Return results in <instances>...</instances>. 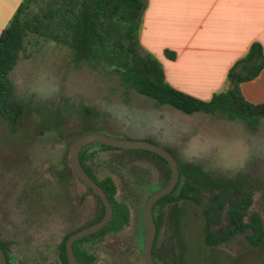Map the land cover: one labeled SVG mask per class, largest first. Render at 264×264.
<instances>
[{
	"label": "rangeland",
	"instance_id": "rangeland-1",
	"mask_svg": "<svg viewBox=\"0 0 264 264\" xmlns=\"http://www.w3.org/2000/svg\"><path fill=\"white\" fill-rule=\"evenodd\" d=\"M13 14H0V32ZM9 79L14 98L25 108L15 131L0 115V240L13 264H61L58 251L65 235L96 217L99 202L69 164L70 148L82 133L145 140L183 163L199 165L233 194H240L241 185L252 195L248 214L258 213L264 228V117L249 130L238 119L158 105L123 87L115 74L74 66L66 46L44 37L26 41ZM86 154L85 164L96 178L112 176L129 218L119 231L82 247L95 256L94 264H145L142 202L169 181L170 172L147 151L91 146ZM209 196L205 190L199 204L164 206L161 258L167 264H264V240L253 246L248 232L216 246L205 244L203 208ZM227 225L223 210L220 224L212 228L219 232Z\"/></svg>",
	"mask_w": 264,
	"mask_h": 264
},
{
	"label": "trees",
	"instance_id": "trees-1",
	"mask_svg": "<svg viewBox=\"0 0 264 264\" xmlns=\"http://www.w3.org/2000/svg\"><path fill=\"white\" fill-rule=\"evenodd\" d=\"M147 2L148 0H22L8 26L0 32V115L8 120L11 130L15 131L21 124L25 108L14 98L9 72L17 63L26 41L38 37L66 46L74 66H86L93 71L115 74L123 87L151 98L158 105H169L185 114L202 112L229 120L238 119L249 130H255L260 119L264 117V102H248L242 95L240 84L255 78L264 66L262 44L258 41L252 42L246 53L232 64L226 75L228 86L224 90L213 93L207 100L197 98L171 86L165 79L160 61L141 44L140 31ZM163 52L172 60L176 56L175 52L168 49ZM91 146L116 151H146L91 143L79 152L81 165L106 193L113 214L104 228L73 243L76 264L95 262V256L82 247L83 242L108 231H119L129 218L128 205L117 198V186L112 176L106 174L98 179L85 164L86 152ZM152 154L170 172L167 162ZM175 159L179 167L178 182L170 193L157 200L152 207L156 226L152 246L155 263L167 264L158 252V235L163 222L164 206L187 200L199 204L205 190L210 192L208 202L203 208L205 244L216 246L228 242L237 234L248 232L247 241L253 246L260 245L264 240L263 222L258 213L248 214L252 202L251 192L240 185V194H233L226 183L213 178L199 165L183 163L176 157ZM184 178L186 181L182 183ZM85 187L94 194L100 205L96 217L89 223L92 224L103 216L104 206L98 196ZM132 187L134 191L137 190L134 185ZM150 194L146 193L142 206ZM223 210L226 211L228 225L215 232L212 227L220 224ZM247 215L248 220H245ZM80 228L67 233L60 243L58 254L61 264H67L66 238ZM0 246L6 255L7 264H13L2 240Z\"/></svg>",
	"mask_w": 264,
	"mask_h": 264
},
{
	"label": "crops",
	"instance_id": "crops-1",
	"mask_svg": "<svg viewBox=\"0 0 264 264\" xmlns=\"http://www.w3.org/2000/svg\"><path fill=\"white\" fill-rule=\"evenodd\" d=\"M21 1L0 0V14L14 13ZM254 41L264 52V0H148L140 31L141 44L160 61L166 81L204 100L228 86L229 68ZM240 88L248 102L263 103L264 66Z\"/></svg>",
	"mask_w": 264,
	"mask_h": 264
},
{
	"label": "water",
	"instance_id": "water-1",
	"mask_svg": "<svg viewBox=\"0 0 264 264\" xmlns=\"http://www.w3.org/2000/svg\"><path fill=\"white\" fill-rule=\"evenodd\" d=\"M91 143H100L119 149L146 150L162 157L167 162L170 169L169 181L163 187L154 191L147 197L142 210V217L145 226V239L142 248L143 261L145 264H156L152 257V246L156 235V226L153 220L152 207L157 200L170 193L176 186L179 179L178 163L175 157L160 145L145 140L123 139L98 132L83 134L74 141L69 151V164L77 178L98 196L104 206V214L97 222L74 231L66 238L65 253L67 264H76V258L73 252V243L84 236L93 234L104 228L110 221L113 214L112 205L106 193L85 171L80 163L79 152L83 147ZM0 264H7L6 255L1 246Z\"/></svg>",
	"mask_w": 264,
	"mask_h": 264
}]
</instances>
